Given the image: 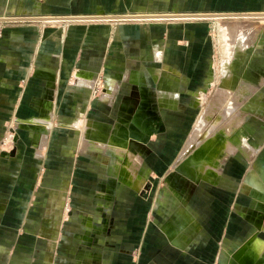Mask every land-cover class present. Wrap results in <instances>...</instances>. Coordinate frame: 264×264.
Masks as SVG:
<instances>
[{"label":"crops","instance_id":"0c3cea01","mask_svg":"<svg viewBox=\"0 0 264 264\" xmlns=\"http://www.w3.org/2000/svg\"><path fill=\"white\" fill-rule=\"evenodd\" d=\"M8 1L7 7L9 8L5 15L13 18H107L132 15L207 14L208 12L214 14L235 11L239 7L244 8L248 13H264V0ZM41 23L49 24L43 30L41 37L39 29L31 25L22 23L8 27L0 46V139L5 121L13 115H15L14 123L16 122V126L23 130V135L26 138L23 142H19V149L15 157L0 158V263L5 258L3 254L7 250L3 245L5 235H8L12 228L15 230L14 228L21 225V208L29 201L32 186L36 177L39 176L38 173L43 165L41 161L45 160L43 158L46 157L48 147L49 164H45L46 169L43 175L48 177L54 174L61 179L60 187L51 190V196L46 202L47 210L50 213L56 211L54 224L58 223L59 211L64 209L67 192L69 193V189L74 188L73 186H75V193H78L82 200L86 201L89 196L92 197V200L93 197L95 198L96 192L93 189L98 187L97 178L101 177L96 170V164L103 161L106 170L102 173V177L105 175L107 181L100 182L102 186L97 195L99 197L98 204L109 203L117 194H123L122 198L120 197V203H122V209L126 210L124 232L129 234L130 241L138 239L136 236L138 233H142L145 219L141 214V217L133 216L131 208L128 207V199L131 197L130 194L135 195L141 192L147 183L149 175L146 162L143 159L144 154L142 151L132 149L131 144L134 139L131 137L127 139L126 150L118 152L111 144L107 143L108 139L99 137L97 133L92 134V131L101 129L110 137L115 131L119 133L128 129L132 123L133 114L145 113L148 110L154 111L155 109L149 105L151 91L145 82L155 84L157 90L162 92L158 97L159 107L157 108L164 110L165 106L176 107L179 103L178 94H170L171 96L167 97L170 102L168 101V104L165 105L161 104L160 97L168 96L169 92L163 93V91L177 90L179 83L186 82L195 66L197 67L196 79L201 82L200 75L206 65V58L199 56L201 50L206 51L208 48L204 45L205 37L201 35V28L205 29V26L198 28L199 26L196 24L183 22L163 23L157 21L153 24H143L139 21L98 19L96 21ZM58 23L66 24L62 27L51 25ZM228 25H234L237 28L239 38L236 40L231 38L234 46L229 48L232 53L226 66L230 63L234 64L235 59H240L239 78L241 79L238 78L235 88L237 95L234 100L225 101L227 99L225 92L222 96L219 93L218 98L210 103L213 110L222 111L223 109L224 112H227L228 116L224 119H227L229 115L242 114L246 108L250 112H256L253 110V106H250L254 101L252 97L250 98L252 101H247L246 104L243 102L245 94L249 90L248 87H243L240 83L242 81L257 82L259 73L264 74L263 63L253 58L254 47L258 54H261V51L264 53V46L258 47V40L261 37L264 40V28L261 29L253 22L244 24L240 21H231ZM244 35H247L246 41L243 40ZM237 42L238 45H244L245 49L236 55L234 48ZM199 58L200 61H198ZM30 67L33 70L29 75ZM101 71L105 73L103 90L98 97L92 99L94 79ZM182 72L187 75H183ZM28 75L31 77H29L27 89L21 95L18 83L21 78L28 77ZM181 75L186 76L187 79L182 78L181 80ZM207 79L205 78V81ZM164 83L168 85L166 88L162 87ZM131 89H135L136 94L133 95ZM198 92L200 90L190 93V105L194 108H198L195 106ZM219 98L225 102L220 104ZM172 100L173 102H171ZM142 102H145L146 108L142 106ZM141 108L145 109L139 111ZM125 112L128 113V117L120 118L124 116ZM53 129L61 132L54 138V144L51 143L49 136V131ZM136 141L143 143L141 140ZM130 157L135 158L139 163V185L133 184L129 179L127 168L132 163ZM83 161L88 164H83ZM245 192L251 195L250 191ZM168 209L163 210V207L159 205L156 217L164 221H174L176 218L173 213L177 210L189 212L182 202H178L175 210L170 209L172 213H168L170 212ZM79 218L83 223H78L81 229L75 230L72 241L76 249L77 244L85 247L93 244L92 230L100 231L93 219L86 213L76 212L71 220L77 222ZM246 219L250 221L251 227L257 225L254 217H249V214ZM155 220V225L160 229L162 235L164 234V237L170 240L173 246L180 249L189 248L191 245L189 243L195 233H199L198 235H202L203 238L207 235L202 223L196 219L198 223L193 235L181 239V241H174L168 237L165 230L158 224L157 219ZM47 221L45 220L44 228L42 227L40 230V234L44 235L43 239H40V248L32 233L24 237L25 239L18 240L19 242L13 239L22 250L13 264H30L28 261L30 252L37 253L45 264L52 263L53 254L59 250L54 245L53 239L56 236L52 235V229L47 227ZM153 227L155 228V226ZM160 231L157 234L159 243L162 238ZM261 232L264 230L253 231L251 228L249 233L240 239L241 242L224 239L223 248L228 263L223 261V264H234L235 255L249 243H257L255 245L257 255L255 264H264V237L260 235ZM143 237L147 246V231ZM37 246L38 250H35ZM214 247L215 245L211 243V252L215 251ZM173 248L171 247V249ZM165 249L167 250V248ZM68 251H71V248L66 253L64 250L60 251L61 258H67ZM130 252L131 250L119 252L124 261L128 259L129 264H131ZM82 254L79 256V261L85 264L87 261L82 257Z\"/></svg>","mask_w":264,"mask_h":264},{"label":"rangeland","instance_id":"374dc122","mask_svg":"<svg viewBox=\"0 0 264 264\" xmlns=\"http://www.w3.org/2000/svg\"><path fill=\"white\" fill-rule=\"evenodd\" d=\"M7 5H9L8 0H0V17L13 18L5 15L7 14V8H9ZM241 8L242 7H239V9L235 11L227 12L248 13L244 8ZM207 14H212V12H208ZM118 21H139L143 24H153L157 21L163 23L183 22L186 24H196L199 26L198 28L205 26V29L201 28L202 30H200L201 35L205 37L204 45L209 48H207L206 51L201 50L199 52V56L206 58V65L200 75V78H202L201 82L196 79L197 67L195 66L192 73L188 76L189 81L186 76L181 75V80L182 78H185L187 79L186 82L181 81L178 89L175 91L172 89L171 91H163L169 92L167 93V97L174 93L178 94L179 103L176 107L169 108L165 106L164 110L157 108L159 107L157 103L158 97L162 92L157 90L155 84L145 82L151 91L149 105L158 112L161 117L158 121L163 123L165 130L160 133H153L148 137L145 143H139L136 140H133L131 144L133 150L136 149L137 151H142L144 154L143 159L146 162L149 175L147 183L141 192L135 195L130 194L131 197L128 199V207L131 208L133 216L138 217L140 214L141 216H144L145 225L142 227V233L136 232L138 233L136 236L138 239L130 241L129 234L124 232V217L126 210L122 209L123 206L122 203H120V197L122 198L123 194H117L109 203L98 204L99 197L97 195L102 186L100 184L107 181L105 175L102 177V173L106 170V165L103 161L96 164V170L101 177L97 178L98 187L93 189V191L96 192L95 198L93 197L92 200V197L89 196L86 201L85 199L82 200V198L79 197L80 195L75 193V186H73L74 188L71 187L72 189H69V193L67 192L64 201V209L59 211L60 219L57 224H54V222H56V211L50 213L47 210L46 202H48V199L51 196L50 193L57 187H60L61 179L54 174L48 177L43 175L46 169L45 164H49V154H47L49 153L48 147L45 154L46 157L43 158V160H45L41 161V164L43 165L38 173L39 176L36 177L33 185L34 187L32 186L29 201L21 208V225H19L18 228H14L15 230H12L13 228L10 227L12 228L11 232H9L8 235H5L3 245L7 250L6 253L3 254V257L5 258H3V261L1 260L0 264H13L22 251L21 247L18 246L13 239L21 241L25 239L24 237L29 235V233H32L36 244L40 248V239H43L44 237L43 234H40V230L42 227L44 228L45 224L43 223L45 220H48V226H46L52 229V235L56 236L53 241L55 242L54 245H56L59 250L57 253L53 254L52 263L50 264H81L82 262L80 263L79 261L81 253H83L82 257L87 261L85 264H129L128 259L124 261V258L121 257L119 252H129L130 250L131 256L129 260L131 264H223V261L226 260L223 240L230 239V241L238 242L243 236H246L252 228L250 221L246 219L248 214L253 212L254 205L251 198L252 194H246L243 188L244 182H246V175L252 168V162L261 159L264 156V151L257 153L251 162L245 161V158L240 154L231 153L227 156V159H225L220 165L221 177L224 176L232 179L234 185L232 188L225 187L222 183L207 182L203 184L190 180L184 181L186 191L183 193L184 202L182 203L185 204V208H187L189 212L193 213L197 221L202 223L207 233L205 238H203L202 235L199 236V233H195L193 239L189 243L191 244L189 245V248L180 249L173 246L171 241L167 240V238L164 237V234L162 235L160 229L157 228L155 225V219H157L156 213L159 205H162L163 199L170 195L168 193L170 187L167 180L171 176V173H173V170L177 169L176 165L179 163V159L182 157L188 141L193 136L196 126L199 127L201 125L200 119L205 113L208 114L212 112L210 109L213 110V106H211L210 103L215 101L218 98L220 91L223 90L222 83L224 71L225 67H227L226 64L229 63V60L231 59L230 56L232 53L229 48L233 46L232 40L227 38L226 33L224 32L226 26L231 21H240L244 24L253 22L255 25L257 24V26L263 29L264 17L136 19ZM43 22L57 21L49 20ZM61 22L70 21L65 20ZM22 23H24V25L37 27L39 29L40 37L42 36L45 27L47 25L49 26V24H43L40 21L0 22V46L5 37L6 29L10 26H16ZM65 24L66 23H58L51 25L62 27ZM262 45L264 46V40L261 37V39L258 40V47ZM253 58L260 60L264 65V53L261 51V54H258L256 47H254ZM200 60L201 59L199 58L198 61ZM209 68L214 75L210 82H206L205 78H208ZM161 69H163V67H161ZM32 70V67H30L29 75ZM182 74L187 75L183 72ZM29 75L28 77L21 78L18 83L21 95H23L27 89L29 77H31ZM104 80L105 73L101 71L94 79V88L91 92L92 99H95L102 93ZM242 82L240 85L248 87L249 90V92L245 94L243 102L246 104L247 101L249 102L251 100V97L253 98L252 100L260 102L258 107H255L256 109L254 108L256 112H250L249 109H245L242 114L238 113L235 116L229 115L227 119H220V124L215 126V132L213 133L219 131L221 127L229 126L231 128L239 124L243 119V124H245V120L246 122L249 120L252 121V125H255L256 128H258L256 129L258 132L264 131V74L262 72L259 73V81L257 82ZM131 90L133 95L136 94L135 89ZM199 90L200 92H198L197 95L198 98L195 99V106L198 108H194L190 105V93ZM258 97L261 98L258 99ZM230 100H233L232 95L227 96L225 101L228 102ZM225 101H221L219 98L218 102L222 104V102L224 103ZM213 114L214 113H212V115ZM232 116L233 118L231 119ZM126 117H128V113L125 112L124 116H121L120 118ZM14 119L15 115L4 123L0 139V158L15 157V154H17L19 149V142H23L24 139H26L23 135V130L16 126ZM229 120L230 122H228ZM60 133V131L54 129L49 131L51 143L54 144V138L60 135ZM263 142L264 139L262 143ZM262 147L264 148V146ZM189 154L190 151L188 152V155ZM258 154H260V156H258ZM83 164L87 165L88 163L83 161ZM76 212L86 213L93 219L94 223L100 229L99 232L92 230V236L94 239L93 244L86 247L77 244V249L73 246L74 243H72V241L75 230L77 231L81 229L80 224H82L83 221L80 218L77 222L71 220V217ZM255 218L257 219V217ZM153 226H155V228ZM82 230L84 229L82 228ZM145 231H147L148 234L147 246L145 245L143 237ZM159 231L162 235L160 243L158 241L159 236L157 237ZM205 231L203 230V232ZM132 232L135 233L133 230ZM260 235L264 237V232H261ZM211 243L215 245L214 252H211ZM38 246L35 250H38ZM145 246L146 248H144ZM171 247L174 248L171 249ZM69 248H71V251L67 252V258H61L62 254L60 251L64 250L66 253ZM165 248H167V250ZM228 249L230 250L231 248ZM76 250L77 255L75 256ZM161 250L162 252L160 253ZM28 261H30V264H45L37 253L33 254V252H30V260Z\"/></svg>","mask_w":264,"mask_h":264},{"label":"bare ground","instance_id":"6f19581e","mask_svg":"<svg viewBox=\"0 0 264 264\" xmlns=\"http://www.w3.org/2000/svg\"><path fill=\"white\" fill-rule=\"evenodd\" d=\"M96 19L101 20L104 18L91 17V19L76 18L73 20L77 21ZM49 20L73 21L71 19L61 20L56 18H46V21ZM235 28L236 27L234 25L226 26V30H224V32L226 33L227 38H232L233 40L239 38V32L237 28ZM246 37L247 35H244L243 40L246 41ZM244 47V45H238L237 42L234 48V51H236V55L239 52H243L245 49ZM235 61L236 62L234 64L230 63L229 65H227V67H225L222 83L223 90L220 92L221 96L225 92V95L227 94V96L232 95L233 100L236 97L235 95H237V92H235V88L237 86L238 78L240 77L241 73L240 59H235ZM212 78L213 73L210 69L208 70V79L206 80V82L210 81ZM240 79L241 78H239V80ZM166 86H168L167 83H164L162 87L166 88ZM160 98L161 104L167 105L168 101L170 102L166 95H163ZM171 102H173V100ZM258 104L259 102L253 101L250 106H253V110H255L258 107ZM142 106L146 108L145 102H142ZM145 108H141L139 111H142ZM210 110L212 111L211 113H205L200 119L201 125L199 127L196 126L193 136L188 141L183 155L179 159V163L176 165L177 169L173 170V173H171V176L167 180L168 185L170 187V191H168L170 195H168L162 201L161 206L163 207V210H165L166 208H169V211L170 209L175 210V207L177 206L178 202L184 201L183 193L186 190L184 181L186 180L203 184L207 182L222 183L225 187H234L232 179L224 176L221 177V163L225 159H227V156L231 153L240 154L242 157L245 158V161L251 162V160L255 157L257 153L264 151V148L262 147L264 146V142L262 143L264 139V131L258 132L256 130L258 128H256L255 125H252V121L248 120V122H246L245 120V124H243V119L241 122H239V124L231 128L229 126L221 127L219 131L213 133L215 132V126H218L220 124V121L224 119V117L226 118L228 114L226 111L224 112L223 109L222 111H214L212 109ZM154 111L148 110L145 113L139 112L133 114L132 123L130 124L128 129L124 130V132L120 131L119 133H117L115 131L109 137V135L107 136L106 133L103 132L101 129H94L92 131V134L97 133L99 137H105L106 139H108V144H111L112 147L118 150V152H123L126 150V144L128 142L127 139H129V137L134 140H141L143 143H145L150 135H152L153 133H157V123L159 122L158 120L161 117L157 112ZM212 113L214 114L212 115ZM189 151L190 154L188 155ZM258 156H260V154H258ZM131 160L132 163H130L129 167L127 168L129 173V179L132 181L133 184L136 183L137 185H139V163L135 158H131ZM252 163V168L248 171L246 175V182H244L243 189L245 191H250L252 194L251 198L254 206L253 212L251 214L249 213V217H254L255 223L257 224L252 225V230H264V156L261 159H258ZM120 164L121 162L119 163V165ZM122 170L124 171V167L122 168ZM168 213L172 212L170 211ZM173 214L176 218V220L174 221H164L160 220V218H157L158 224L165 230L168 237L174 241H181V239H185L188 236H192L193 231L198 223L196 221V217L193 214L185 212L181 209L177 210ZM255 217H257V219ZM256 244L257 243L246 244V246L242 248V250H240L237 255H235L236 260L233 259L234 264H255V258L257 256L255 251ZM225 262L228 263V260H225Z\"/></svg>","mask_w":264,"mask_h":264},{"label":"water","instance_id":"95a60500","mask_svg":"<svg viewBox=\"0 0 264 264\" xmlns=\"http://www.w3.org/2000/svg\"><path fill=\"white\" fill-rule=\"evenodd\" d=\"M254 18V17H264V13H214V14H204V15H147V16H113L107 17L104 19L109 20H136V19H184V18H196V19H210V18ZM56 19H76V18H56ZM81 19V18H80ZM91 19V18H88ZM97 20V19H96ZM12 21H46V18H9V17H0V22H12ZM74 21V20H73ZM77 21H85V20H77ZM165 130V126L162 122L157 123V133L163 132Z\"/></svg>","mask_w":264,"mask_h":264},{"label":"flooded vegetation","instance_id":"af4514ba","mask_svg":"<svg viewBox=\"0 0 264 264\" xmlns=\"http://www.w3.org/2000/svg\"><path fill=\"white\" fill-rule=\"evenodd\" d=\"M256 68H258V69H259V67H258V66H256Z\"/></svg>","mask_w":264,"mask_h":264}]
</instances>
